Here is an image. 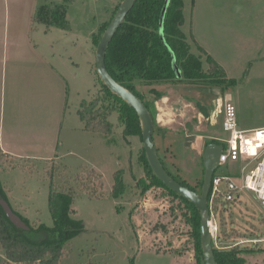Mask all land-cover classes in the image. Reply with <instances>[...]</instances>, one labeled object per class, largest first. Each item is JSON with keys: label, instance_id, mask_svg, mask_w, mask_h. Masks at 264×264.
I'll return each mask as SVG.
<instances>
[{"label": "rangeland", "instance_id": "obj_1", "mask_svg": "<svg viewBox=\"0 0 264 264\" xmlns=\"http://www.w3.org/2000/svg\"><path fill=\"white\" fill-rule=\"evenodd\" d=\"M50 1L66 6L69 28L45 32L44 25L35 24L39 31H34V11ZM181 1V31L190 52L199 56L200 46L235 85L223 92L201 83L157 86L162 93L158 99L149 87L138 86L137 91L155 121L158 157L199 193L203 151L210 142L222 145L226 137L223 95L232 99L239 129L264 127V0ZM30 2L26 7L20 1L14 16L0 12V129L12 152L10 160L0 162V187L11 209L28 222L52 227L45 172L53 163L48 161L53 159L59 170L67 168L68 180L94 169L102 176L106 196L116 181L123 193L74 198L72 216L84 231L65 245L60 264H202L186 222L189 213L179 199L151 184L141 123L139 132L130 127L131 112L105 91L96 72L99 39L122 0ZM200 59L206 75L209 63L204 55ZM82 101L93 108H114L109 135L82 130ZM239 167L229 162L213 174L239 177ZM239 198L217 210V224L221 219L226 233L235 236L224 238L218 224L216 246L229 251L221 248L238 244L251 249L238 254L245 264H264V210L251 191H241Z\"/></svg>", "mask_w": 264, "mask_h": 264}, {"label": "trees", "instance_id": "obj_2", "mask_svg": "<svg viewBox=\"0 0 264 264\" xmlns=\"http://www.w3.org/2000/svg\"><path fill=\"white\" fill-rule=\"evenodd\" d=\"M68 1L70 0H64V2ZM164 1L136 0L134 6L123 20L122 25L110 40L104 60L111 78L143 102L153 121V129L155 127V121L150 113L149 106L143 101L137 91L138 86L149 87V92L154 94L155 99H158L162 93L155 89L157 86L178 83L185 85L201 83L220 87L221 92H223L224 90L222 88L226 89L229 85H235L236 82L234 79H224L223 73L215 60L200 46L198 47L199 56H195L190 52V46L181 31L185 22L183 17V1L169 0L170 3L163 19V39L173 52L177 67L180 71V77L176 78L170 51L160 41L159 37V19L165 4ZM117 9L115 7L112 12L113 15ZM66 11L67 8L65 5L54 1L40 4L31 19V24L34 25L33 30L39 31L38 28L36 29L35 24L44 25L45 32L49 31L52 27L67 30L69 26L66 22ZM191 40L194 41L192 34ZM201 55H204L205 60L209 63V69L206 75L201 70ZM104 89L117 102L124 105L131 112L133 118H128L129 125L139 132L140 121L133 108L112 94L105 86ZM80 107L78 115L80 122L83 124V131L106 136L111 133L113 123L109 120V117L114 111L112 106L93 108L82 101ZM153 136L154 132L152 133V139ZM4 160H10V156L2 153L0 150V162ZM158 160H160L164 170L171 178L182 186L197 193L195 188L168 171L160 157H158ZM48 162L53 163L52 168L45 172L47 175L46 178L49 181L48 202L49 213L53 222L52 227H47L37 221L28 222L24 216L19 215L11 209L0 187V197L7 206V208H4L0 203V248L3 251L4 257L0 260V264H60L65 245L72 238L84 231L83 223L74 219L72 216L74 213L72 208L74 198L80 194L85 195L89 199L100 197L110 198L123 193L119 182L116 181L117 173L114 175L116 182L113 185V189L106 196L102 192L104 187L102 176L94 169H90L86 173H82L81 171L75 174L72 179L68 180V177L65 175L67 168L59 170L55 166L53 159ZM146 165L152 175L153 181L151 184L155 183L165 190L169 196L179 199L185 212L189 213V217L187 219L185 217V219L191 227L190 236L194 239L197 258H199L202 264H205L202 258L201 238L199 236L200 219L195 205L172 190L167 189L153 175L148 161ZM55 173L58 174V177H56ZM226 206H229V204L221 205L223 209ZM218 224L219 233L224 238L235 236L231 232L226 233L224 223L221 222V219ZM212 249L217 264H245V260L239 257L238 254L251 252V249L247 251L237 246L221 248L229 249V251L220 250L214 246L213 242Z\"/></svg>", "mask_w": 264, "mask_h": 264}, {"label": "water", "instance_id": "obj_3", "mask_svg": "<svg viewBox=\"0 0 264 264\" xmlns=\"http://www.w3.org/2000/svg\"><path fill=\"white\" fill-rule=\"evenodd\" d=\"M136 0H122L118 9L114 13L113 17L109 21L108 26L106 27L105 32L99 40V44L96 48L95 53V63H96V72L100 81L104 86L121 101L125 102L127 105L133 108L137 117L141 123V141H143V149L145 153L146 160L152 170L153 175L157 180H160L162 184L167 188L183 197L187 201L193 203L198 211L200 219V238H201V247H202V258L204 259L205 264H217L213 256V249L211 244V238L209 233V209H208V193L211 184V178L214 171L219 166V155L223 149L222 145L216 143H208L206 145L203 155H202V164H203V183L201 186L200 193L197 194L191 189H188L178 183L176 180L171 178L166 171L164 170L160 160H158L154 141L152 139L153 133V121L151 120L150 114L144 106L143 102L140 101L134 94L129 90L124 89L121 85L115 82L109 75L106 65L104 63L105 53L110 40L117 32L119 27L122 25L123 20L125 19L127 13L132 9ZM161 15H160V28H159V37L160 41L163 42L164 46L170 51L171 61L174 73L177 78L180 77V71L177 67L175 56L170 50L169 46L165 43L163 39V19L165 16L166 9L169 5V0L164 1ZM0 203L4 208H7L6 203L0 197ZM17 223V222H16Z\"/></svg>", "mask_w": 264, "mask_h": 264}, {"label": "built area", "instance_id": "obj_4", "mask_svg": "<svg viewBox=\"0 0 264 264\" xmlns=\"http://www.w3.org/2000/svg\"><path fill=\"white\" fill-rule=\"evenodd\" d=\"M221 108L222 129L226 137L218 157V167L228 165L229 162H236L240 167L237 172L239 177L214 176L213 174L211 178L208 194L209 232L216 248H218L216 244L219 238L215 216L222 204L227 205L239 200V193L246 190L254 193L264 210V128L247 131L239 129L235 108L229 94L223 95Z\"/></svg>", "mask_w": 264, "mask_h": 264}, {"label": "crops", "instance_id": "obj_5", "mask_svg": "<svg viewBox=\"0 0 264 264\" xmlns=\"http://www.w3.org/2000/svg\"><path fill=\"white\" fill-rule=\"evenodd\" d=\"M20 1L26 2V7H27L28 6L27 3L30 2V1H34V0H0V12L12 11V14L14 16V11H18L19 8L22 6L20 4ZM30 5H31V2H30ZM31 7H32V5H31ZM35 12H36V10L34 11V14H35ZM16 15H17V13H16ZM33 15H32V17H33ZM167 99L168 98L164 97L162 100H167ZM204 115L205 116L207 115L205 110H204ZM259 128H264V127H259ZM249 129H258V128H247V129H241V130L247 131ZM216 144H218V143H216ZM5 145L6 144L3 142L2 133H1V129H0V150L2 151V153L11 156L12 152L9 150V148H7L9 146L7 145V147H6Z\"/></svg>", "mask_w": 264, "mask_h": 264}, {"label": "bare ground", "instance_id": "obj_6", "mask_svg": "<svg viewBox=\"0 0 264 264\" xmlns=\"http://www.w3.org/2000/svg\"><path fill=\"white\" fill-rule=\"evenodd\" d=\"M164 113H165V112H164ZM210 185H211V184H210ZM209 189H210V188H209ZM208 194H209V193H208ZM207 199H208V197H207ZM208 209H209V208H208ZM209 225H210V224H209ZM209 233H210V232H209ZM210 238H211V237H210ZM212 242H213V241H212V238H211V244H212ZM236 246H237V245H236Z\"/></svg>", "mask_w": 264, "mask_h": 264}]
</instances>
